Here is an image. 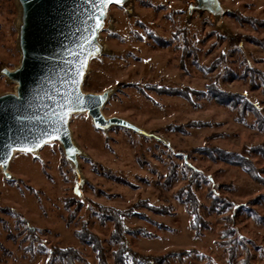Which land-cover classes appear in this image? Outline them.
<instances>
[{"label":"rangeland","instance_id":"1","mask_svg":"<svg viewBox=\"0 0 264 264\" xmlns=\"http://www.w3.org/2000/svg\"><path fill=\"white\" fill-rule=\"evenodd\" d=\"M220 1L218 21L190 16L193 0L109 8L104 54L91 61L83 91L113 89L105 117L148 136L100 131L87 113L72 115L81 180L59 142L15 153L11 179L0 168V264H69L53 253L67 250L78 254L73 264H99L76 236L84 226L101 240L108 264H117L115 225L98 218L101 209L125 215L126 247L143 257L125 253L126 264H264V157L252 153L264 146V132L253 113L240 121L208 93L242 97L264 118V0ZM18 22L17 1L0 0V71L20 65ZM15 92L0 73V95ZM221 151L251 163L261 182L222 161ZM189 189L198 220L184 202ZM215 201L229 208L217 212ZM239 235L247 241L237 242ZM227 249L236 251L233 261Z\"/></svg>","mask_w":264,"mask_h":264},{"label":"water","instance_id":"2","mask_svg":"<svg viewBox=\"0 0 264 264\" xmlns=\"http://www.w3.org/2000/svg\"><path fill=\"white\" fill-rule=\"evenodd\" d=\"M19 9L18 48L21 54L20 65L13 71L3 68L0 73L8 81L16 84V92L0 95V168L7 179L10 162L17 152L36 153L45 145L59 142L66 159L73 165L76 176L81 180V170L78 157L82 151L75 145L70 120L72 115L87 113L96 129L108 131L114 128L131 130L141 136L148 133L133 123L121 118H106L103 109L114 90L101 94L85 93L83 85L91 61L104 54L100 42L101 33L105 30L108 10L112 6L128 7L133 0H114L107 6L106 19L95 36L85 47H79L87 35L86 29L94 23L90 19L93 7L89 0H16ZM188 6V14L195 12L207 13L216 21L225 15L220 0H193ZM91 54L77 58V54L85 51ZM83 64V75L78 85L80 93L86 101V107L68 114L65 131L57 139L45 141L37 145L41 135L50 130L49 114L56 105L53 99H62V94L68 87L73 68ZM96 98V101L88 98ZM103 98V99H101ZM59 126V125H57ZM12 145L11 158H7L8 146ZM20 146L33 147V151H21ZM74 149L75 151H70ZM71 157V158H70Z\"/></svg>","mask_w":264,"mask_h":264},{"label":"trees","instance_id":"3","mask_svg":"<svg viewBox=\"0 0 264 264\" xmlns=\"http://www.w3.org/2000/svg\"><path fill=\"white\" fill-rule=\"evenodd\" d=\"M253 23V22H252ZM262 27H264V23H260ZM263 90H264V76H263ZM184 95H181L183 98H188L189 97V92L187 91H182L181 92ZM208 93L213 97V99L216 101L217 104L221 106H228L230 109L235 110L237 112V119L240 121H245L246 116L249 113H253L255 118H256V128L260 132H264V118L260 115L259 111L252 107L244 98L238 97V96H230L224 93H219L217 91H212L211 89H208ZM253 154L256 155H261L264 157V146L257 147L253 149L252 151ZM221 160L226 162L227 164L231 165H236L238 167H241L243 170H245L252 178H254L257 182H261L257 176V173L255 169L252 167L251 163L245 162L243 160H239V156L235 153H226L224 151H221ZM188 192L186 193V199H185V204L187 206L191 204V208L189 207V211L191 215L195 219L198 220V201L195 197V195L192 193V191L189 189L187 190ZM189 203V204H188ZM213 210H217V212L224 213L227 211L229 207H221L218 208L217 202H213ZM193 207V208H192ZM123 217H125L124 214L115 212V211H104L101 209V211L98 212V218L102 221L104 219H107L111 222L114 223L115 229L114 233L111 237V243L113 245L117 246L119 251L115 253L114 258L115 262L117 264H126L127 261L124 260L123 255L125 253H131L133 256H135V259L138 258H143L140 255L133 253L129 249H127L126 244H125V238L123 235ZM201 222V221H200ZM193 230L197 232V228L194 226ZM76 236L77 238L84 244L89 245L93 251L96 253L99 264H108L107 258L105 255V251L102 247L101 240L99 237L90 231L87 230V228L84 226L81 230L76 231ZM235 240L237 242L244 243L246 242V238L242 237L239 235ZM228 256L230 261H233L234 258L236 257V251L233 249H227ZM50 253V251H49ZM54 254L61 256L62 259L67 260L69 264H73V261L78 258V254L76 251L73 250H67V251H58L54 252ZM184 256V255H183ZM246 263V262H245Z\"/></svg>","mask_w":264,"mask_h":264},{"label":"snow or ice","instance_id":"4","mask_svg":"<svg viewBox=\"0 0 264 264\" xmlns=\"http://www.w3.org/2000/svg\"><path fill=\"white\" fill-rule=\"evenodd\" d=\"M113 0H89V3L92 4L93 11L90 19L94 21L92 26L86 29L87 35L83 38V41L79 47H85L87 42L91 39V37L95 36L97 32L100 31L102 27V21L106 19L105 12L107 10V6L112 3ZM115 3H122L123 0H114ZM91 53L87 50L85 52H81L77 54V58L80 56H84L85 59ZM84 65L81 64L80 68H73L70 72L71 79L69 80L68 87L65 92L62 94V99H53V104L56 107L49 114L50 120V130L44 132L40 139L36 142L37 145L43 144L45 141L51 140V138L56 137L59 139L62 135H68L65 131L68 121V114L74 111H78L86 107V101L83 95L80 93L78 85L80 83V76L83 75ZM103 99V98H101ZM88 100L96 101V98H88ZM59 125V126H57ZM9 152L7 154V158H11L12 145L8 146ZM21 151H33V147L25 148L20 146ZM70 151H75L74 149H70ZM71 158V157H70Z\"/></svg>","mask_w":264,"mask_h":264}]
</instances>
